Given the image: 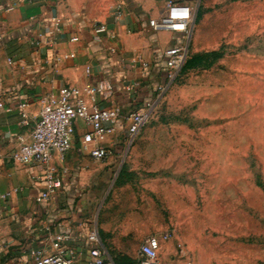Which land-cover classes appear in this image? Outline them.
<instances>
[{
    "label": "rangeland",
    "instance_id": "rangeland-1",
    "mask_svg": "<svg viewBox=\"0 0 264 264\" xmlns=\"http://www.w3.org/2000/svg\"><path fill=\"white\" fill-rule=\"evenodd\" d=\"M198 1L187 60L221 57L171 83L157 72L146 125L119 133L76 199L109 264H135L165 232L162 262L186 264L182 244L194 264H264V0Z\"/></svg>",
    "mask_w": 264,
    "mask_h": 264
},
{
    "label": "crops",
    "instance_id": "crops-1",
    "mask_svg": "<svg viewBox=\"0 0 264 264\" xmlns=\"http://www.w3.org/2000/svg\"><path fill=\"white\" fill-rule=\"evenodd\" d=\"M169 1L199 7L198 0H0V264H32L30 251L47 242L48 224L55 232L71 233L85 246L88 230L84 232L78 222L75 203L85 179L96 170L94 164L101 162L82 149L90 128L82 120L74 122L71 150L64 157L54 156L62 185L44 203L36 201L47 189L44 168L16 161L20 138L31 140L42 100L58 96L68 86L101 88L99 105L123 112L150 101L157 85L155 74L165 72L164 52L187 46L190 56L192 50L193 25L190 35L150 27V20L158 18ZM56 17L62 29L49 45ZM97 23L108 27L102 42L93 41ZM75 36L78 42L71 41ZM140 59L148 67L135 63ZM21 103L28 104V127L21 125ZM118 137L110 136L102 144L117 148ZM13 189L19 193L6 200L1 197Z\"/></svg>",
    "mask_w": 264,
    "mask_h": 264
},
{
    "label": "built area",
    "instance_id": "built-area-1",
    "mask_svg": "<svg viewBox=\"0 0 264 264\" xmlns=\"http://www.w3.org/2000/svg\"><path fill=\"white\" fill-rule=\"evenodd\" d=\"M119 9V8H118ZM12 8H8V11ZM197 14V7L169 1L165 10L158 18L150 20V27L156 31H171L173 33H186L190 35L191 26ZM62 29V21L53 18V26L48 33L47 43L53 44L54 38ZM108 27L104 23L93 26V41L102 42ZM75 36L72 42H78ZM112 51H115L113 48ZM165 78L168 83L174 81L181 72L187 59L189 49L187 46H175L164 52ZM56 62L61 57L56 56ZM11 64V60H9ZM142 67H148V63L136 61ZM90 73V69H86ZM102 85V88H109ZM139 86L133 84V88ZM96 86L85 85L82 89L75 86L64 88L58 96H49L42 100V107L38 120L33 128L31 140L25 141L20 138L21 146L16 156V161L23 165L36 164L44 168V179L47 183L46 191L37 195V203L49 201L62 185V178L54 165V156L58 154L64 157L72 148L75 134L74 122L82 120L90 128V132L84 135L82 149L92 159L104 161L114 156V150L102 144L103 140L123 132L130 141H134L146 125L152 112L155 110L157 100H150L140 109L123 112L118 107H102L98 103ZM0 107L2 105L0 104ZM21 125H31V117L28 112V104L21 103ZM19 193V189H13L1 197H9ZM47 242L31 249L30 258L32 264H109L107 252L101 240L99 230H88L85 246L79 245L71 233L55 232L52 225L45 226ZM170 232L162 235L153 234L148 236L140 245L138 258L135 264H163L161 261L162 242L170 239ZM180 258L187 259L186 264H194L189 259V253L184 245L178 249ZM84 253H86L84 255Z\"/></svg>",
    "mask_w": 264,
    "mask_h": 264
},
{
    "label": "trees",
    "instance_id": "trees-1",
    "mask_svg": "<svg viewBox=\"0 0 264 264\" xmlns=\"http://www.w3.org/2000/svg\"><path fill=\"white\" fill-rule=\"evenodd\" d=\"M202 17V15L198 16L197 20H199ZM221 57V52H204V53H198L191 56L189 60L185 63L182 70H190L195 69L198 67H209L212 65V63L218 58Z\"/></svg>",
    "mask_w": 264,
    "mask_h": 264
}]
</instances>
